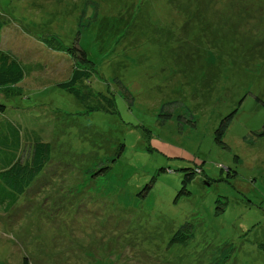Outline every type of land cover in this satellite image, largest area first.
<instances>
[{
  "label": "rangeland",
  "instance_id": "obj_1",
  "mask_svg": "<svg viewBox=\"0 0 264 264\" xmlns=\"http://www.w3.org/2000/svg\"><path fill=\"white\" fill-rule=\"evenodd\" d=\"M0 20L25 72L5 117L53 150L0 214V264H264V0H0ZM75 47L95 73L61 91Z\"/></svg>",
  "mask_w": 264,
  "mask_h": 264
},
{
  "label": "trees",
  "instance_id": "obj_2",
  "mask_svg": "<svg viewBox=\"0 0 264 264\" xmlns=\"http://www.w3.org/2000/svg\"><path fill=\"white\" fill-rule=\"evenodd\" d=\"M3 23L0 20V45ZM60 46V44H56ZM73 50V52H72ZM65 52L73 58L74 69L70 78L57 84L55 87L61 91L73 90L77 84L84 85L95 73L93 63L87 58V54L81 48L66 49ZM39 73L40 70H29L28 74ZM25 78L24 66L15 57L5 53L0 47V90L15 86ZM86 86V85H84ZM13 109L12 106H10ZM8 104H0V214L9 213L21 200L27 191H32L37 186V177L48 168L52 159L51 141H46L47 136L35 127V130L22 128L19 121L9 120L5 117ZM17 109V107H15ZM92 111H104L102 108H94ZM236 111L225 116L214 132L215 141L220 143L226 129L234 118ZM52 127V124H50ZM53 128V127H52ZM264 136V130L256 134ZM110 169L107 167L106 170ZM105 170V169H104ZM185 171V170H183ZM195 173L190 171L183 174L182 188L179 195L186 192V184L195 178ZM189 225L181 226L174 234L172 241L184 242L187 239ZM26 263V259L23 260Z\"/></svg>",
  "mask_w": 264,
  "mask_h": 264
}]
</instances>
